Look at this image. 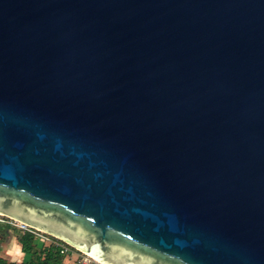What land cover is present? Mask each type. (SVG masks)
Wrapping results in <instances>:
<instances>
[{
	"label": "water",
	"instance_id": "water-1",
	"mask_svg": "<svg viewBox=\"0 0 264 264\" xmlns=\"http://www.w3.org/2000/svg\"><path fill=\"white\" fill-rule=\"evenodd\" d=\"M0 213L102 264H264V0H0Z\"/></svg>",
	"mask_w": 264,
	"mask_h": 264
},
{
	"label": "trees",
	"instance_id": "trees-1",
	"mask_svg": "<svg viewBox=\"0 0 264 264\" xmlns=\"http://www.w3.org/2000/svg\"><path fill=\"white\" fill-rule=\"evenodd\" d=\"M17 240L27 260L16 263L0 256V264H63L65 255L61 254L60 248L55 244L41 242L30 233L22 232H18Z\"/></svg>",
	"mask_w": 264,
	"mask_h": 264
},
{
	"label": "built area",
	"instance_id": "built-area-1",
	"mask_svg": "<svg viewBox=\"0 0 264 264\" xmlns=\"http://www.w3.org/2000/svg\"><path fill=\"white\" fill-rule=\"evenodd\" d=\"M0 224L8 226L12 229L18 230L22 233H30L36 239L47 244H55L60 248V252L66 256H74V260L77 264H102L101 262L95 260L87 254L81 253L73 248L70 249V246L64 244L62 241L50 236L49 234L44 233L41 230L33 228L26 223L18 221L10 216L0 213Z\"/></svg>",
	"mask_w": 264,
	"mask_h": 264
},
{
	"label": "crops",
	"instance_id": "crops-1",
	"mask_svg": "<svg viewBox=\"0 0 264 264\" xmlns=\"http://www.w3.org/2000/svg\"><path fill=\"white\" fill-rule=\"evenodd\" d=\"M18 230L9 228L0 232V256L10 262L20 263L27 260V256L22 252L21 245L17 240ZM70 259V258H69ZM63 264H77L64 258Z\"/></svg>",
	"mask_w": 264,
	"mask_h": 264
},
{
	"label": "rangeland",
	"instance_id": "rangeland-1",
	"mask_svg": "<svg viewBox=\"0 0 264 264\" xmlns=\"http://www.w3.org/2000/svg\"><path fill=\"white\" fill-rule=\"evenodd\" d=\"M10 227H8V226H5V225H3V224H0V232H2V231H4V230H6V229H9ZM65 258H67L68 260H71L72 262L74 261V256H66L65 255ZM70 258V259H69Z\"/></svg>",
	"mask_w": 264,
	"mask_h": 264
},
{
	"label": "bare ground",
	"instance_id": "bare-ground-1",
	"mask_svg": "<svg viewBox=\"0 0 264 264\" xmlns=\"http://www.w3.org/2000/svg\"><path fill=\"white\" fill-rule=\"evenodd\" d=\"M87 255H89V254H87Z\"/></svg>",
	"mask_w": 264,
	"mask_h": 264
}]
</instances>
